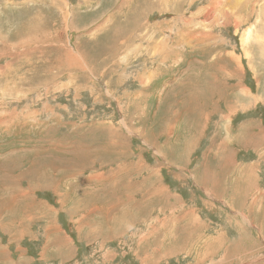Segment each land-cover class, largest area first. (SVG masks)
I'll use <instances>...</instances> for the list:
<instances>
[{"label":"rangeland","instance_id":"374dc122","mask_svg":"<svg viewBox=\"0 0 264 264\" xmlns=\"http://www.w3.org/2000/svg\"><path fill=\"white\" fill-rule=\"evenodd\" d=\"M0 264H264V0H0Z\"/></svg>","mask_w":264,"mask_h":264},{"label":"bare ground","instance_id":"6f19581e","mask_svg":"<svg viewBox=\"0 0 264 264\" xmlns=\"http://www.w3.org/2000/svg\"><path fill=\"white\" fill-rule=\"evenodd\" d=\"M64 22H65V20H64ZM248 35H249V32L247 33ZM43 37V36H42ZM68 55H70V54H68ZM81 57V56H80ZM71 58V57H70ZM79 61V60H78ZM74 62H76V61H74ZM152 75V74H151ZM199 83V82H198ZM198 92V91H197ZM242 181V180H241ZM243 195H244V193H243ZM243 198V197H242ZM240 203H242V202H240ZM246 204V203H245ZM243 206H245V205H243ZM244 208V207H243ZM138 224V223H137ZM91 233V232H90Z\"/></svg>","mask_w":264,"mask_h":264}]
</instances>
